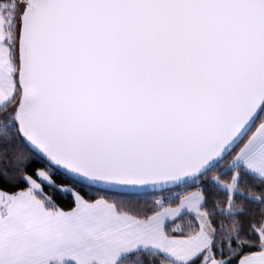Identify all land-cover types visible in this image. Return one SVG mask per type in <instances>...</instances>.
I'll return each instance as SVG.
<instances>
[{
    "label": "snow or ice",
    "instance_id": "snow-or-ice-1",
    "mask_svg": "<svg viewBox=\"0 0 264 264\" xmlns=\"http://www.w3.org/2000/svg\"><path fill=\"white\" fill-rule=\"evenodd\" d=\"M0 264H264V0H0Z\"/></svg>",
    "mask_w": 264,
    "mask_h": 264
}]
</instances>
